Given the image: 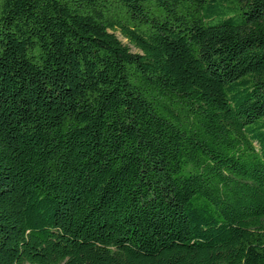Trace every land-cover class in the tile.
I'll return each instance as SVG.
<instances>
[{
  "label": "trees",
  "instance_id": "16d2710c",
  "mask_svg": "<svg viewBox=\"0 0 264 264\" xmlns=\"http://www.w3.org/2000/svg\"><path fill=\"white\" fill-rule=\"evenodd\" d=\"M0 264H264V0H0Z\"/></svg>",
  "mask_w": 264,
  "mask_h": 264
}]
</instances>
